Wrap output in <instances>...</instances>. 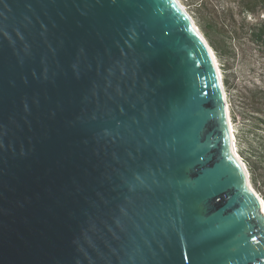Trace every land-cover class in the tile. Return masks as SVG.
Returning a JSON list of instances; mask_svg holds the SVG:
<instances>
[{"label": "water", "instance_id": "1", "mask_svg": "<svg viewBox=\"0 0 264 264\" xmlns=\"http://www.w3.org/2000/svg\"><path fill=\"white\" fill-rule=\"evenodd\" d=\"M216 59L176 0H0V264H264Z\"/></svg>", "mask_w": 264, "mask_h": 264}, {"label": "trees", "instance_id": "2", "mask_svg": "<svg viewBox=\"0 0 264 264\" xmlns=\"http://www.w3.org/2000/svg\"><path fill=\"white\" fill-rule=\"evenodd\" d=\"M184 1L192 8L195 23L215 50L223 70L234 73L235 65L241 62L253 74L250 85H237V91H243L238 98L241 109L232 105L231 114L234 122L236 114L242 116L237 152L247 165L252 185L264 196V70L257 73L254 65L257 57L264 67V0ZM253 47L258 55L252 57L248 50ZM223 82L228 85L229 79L224 77Z\"/></svg>", "mask_w": 264, "mask_h": 264}, {"label": "rangeland", "instance_id": "3", "mask_svg": "<svg viewBox=\"0 0 264 264\" xmlns=\"http://www.w3.org/2000/svg\"><path fill=\"white\" fill-rule=\"evenodd\" d=\"M181 3L183 4V6L185 7V9L187 10V12L192 16V8H190V6L188 5V3H186L184 0H180ZM193 17V16H192ZM194 21H195V18H193ZM196 22V21H195ZM200 29V28H199ZM214 50V49H213ZM250 55L253 56H257L258 53L257 51L254 49V47L252 49H249L248 50ZM215 52V50H214ZM216 54V52H215ZM217 56V54H216ZM218 61H219V64L220 66L222 65L219 58L217 57ZM262 62L263 60L261 59H258L257 57H255V61H254V65L256 67V71L257 73H260V71H263L264 70V67L262 65ZM246 66H242L241 65V62H238L236 65H235V68H234V73H232L231 71H224L222 66H221V71H222V74H223V78L224 77H227L229 79V84L228 85H225L224 83V86H225V89H226V92H227V98H228V101H229V104H230V118H231V122L233 124V136H235L234 140H235V146H236V150H237V131L239 129V126L241 125V122H242V116H240V114H236L237 115V122H234V119H233V116L231 114V106L232 105H235L237 104V107L238 109H241L239 107V102L238 101V98L239 96L241 95V92H239V90L237 91V85L239 87H244L245 85H250L249 83H251L250 81L253 80V74H250V71L249 69H245ZM227 73V74H226ZM257 79V78H255ZM258 81H260L258 79ZM236 88V89H234ZM242 90V89H241ZM239 111V110H237ZM239 154V153H238ZM239 156L241 157V155L239 154ZM242 158V157H241ZM243 159V158H242ZM250 178V177H249ZM250 183H251V180H250ZM251 186L253 187V189L263 198L264 200V196L261 195V193H259V191H257L254 186L252 185L251 183Z\"/></svg>", "mask_w": 264, "mask_h": 264}, {"label": "bare ground", "instance_id": "4", "mask_svg": "<svg viewBox=\"0 0 264 264\" xmlns=\"http://www.w3.org/2000/svg\"><path fill=\"white\" fill-rule=\"evenodd\" d=\"M176 2H177L179 5H181V6L185 9V7L183 6V4L181 3L180 0H176ZM185 11L187 12L186 9H185ZM187 13H188V12H187ZM216 60H217V65H218V68H219L220 74H221V76L223 77V74H222V71H221V66H220V64H219V61H218V59H216ZM224 90H225V94H226V96H227V92H226L225 87H224ZM227 118H228L229 125H230V128H231V133L233 134L232 130H233L234 127H233V124H232V122H231V118H230V113H229V111H228V116H227ZM233 137L235 138V136H233ZM246 180H247V178H246ZM247 184H249L248 180H247ZM261 205H262V209H263V211H264V201H261Z\"/></svg>", "mask_w": 264, "mask_h": 264}]
</instances>
